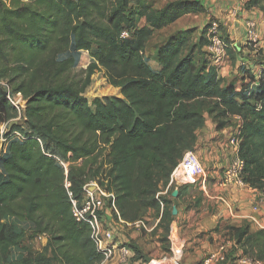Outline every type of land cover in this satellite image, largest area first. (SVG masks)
<instances>
[{"label":"trees","instance_id":"trees-1","mask_svg":"<svg viewBox=\"0 0 264 264\" xmlns=\"http://www.w3.org/2000/svg\"><path fill=\"white\" fill-rule=\"evenodd\" d=\"M248 4L264 13V0ZM204 12L200 0L170 2L161 10L145 0H0V81L27 100L25 125H12L0 156V264L102 263L92 230L76 221L71 200L83 199L92 181L89 163L104 148L110 175L107 185L99 184L114 193L121 220L133 224L152 212L160 220L153 233L162 230V241L168 239L175 219L162 189L184 154L195 152L205 113L217 130L234 129L233 117H241L243 180L264 193V74L239 91L224 84L204 50L209 25L196 41L192 30L161 44L159 73L142 57L153 32ZM142 19L151 30L138 28ZM72 45L92 59L84 81L71 76L74 57L62 58ZM101 70L120 97L88 100L82 94ZM14 118L0 85V125ZM16 132L23 142L12 137ZM55 158L71 163L68 177ZM6 218L31 223V239L46 236L44 251L35 259L4 261L5 247L20 248L28 240ZM228 230L244 255L264 261V229L251 232L245 224Z\"/></svg>","mask_w":264,"mask_h":264},{"label":"crops","instance_id":"crops-1","mask_svg":"<svg viewBox=\"0 0 264 264\" xmlns=\"http://www.w3.org/2000/svg\"><path fill=\"white\" fill-rule=\"evenodd\" d=\"M145 1L153 10H161L166 4L178 0ZM200 1L206 12L185 15L162 30L170 32L171 36L193 30L196 41L201 37L204 29L207 31L210 21L217 20L223 27L222 31L226 35L224 38L228 42L229 50L234 52L232 57L228 56L225 59L220 69H214L218 77L223 79L226 85L234 82L238 91L247 87L251 81L252 84L257 85V81L264 74V13L250 8L248 4L250 0ZM250 20L257 24L260 38L259 43L254 47L249 45L247 40L246 24ZM144 27L151 30L146 20L142 19L138 28ZM146 41L149 42L148 39ZM157 48L153 56L146 55L143 59L153 71L159 73L163 68L157 61ZM257 48L258 50H254ZM144 51L147 53L146 49ZM208 117L209 115L205 113V119L208 120H206L207 128L202 130L206 138L204 152L212 162V167L208 170L207 185L201 187L197 184L193 186L192 183H179L170 187L168 185L162 193L173 203L172 214L175 220L172 225L176 227L185 244V254L181 264H201L209 254L217 251L220 244L230 238L228 228H240L247 224L251 232L264 229V193L250 187L240 189L221 186L223 170L230 163L227 140L228 133L233 128L217 130L216 124ZM195 152L197 155L202 154L201 150ZM204 159L207 161L206 158ZM145 220L148 223L154 221V226H151L152 231L138 230L124 221L121 223L114 220L115 237L112 242L116 248L115 254L111 260L102 264H122L120 248L124 246L142 250L144 252L142 256L146 261L150 258H160L167 253L168 248L164 249L161 242L162 230L153 233L160 220L156 219L152 212ZM43 238L45 239L46 236L41 237ZM45 240L48 241L47 238ZM235 249L236 251L220 264H243L242 259L248 256L244 255L240 246Z\"/></svg>","mask_w":264,"mask_h":264},{"label":"built area","instance_id":"built-area-1","mask_svg":"<svg viewBox=\"0 0 264 264\" xmlns=\"http://www.w3.org/2000/svg\"><path fill=\"white\" fill-rule=\"evenodd\" d=\"M247 40L249 45L256 46L259 43V36L257 32V24L254 21H248L247 24ZM123 39L129 38L128 33H122ZM208 46L206 47L207 57L210 67L213 69H220L225 59L228 57V45L226 44L222 33L220 31V23L217 20H211L206 36ZM256 44V45H255ZM0 85L7 93V99L10 105L14 108L15 118L0 126V143L2 144V152L5 154L8 139L5 138L7 129L12 125H25L27 100L21 93H14L12 88L6 81H0ZM233 120L236 126L230 133H228V155L230 156L229 165L223 170L221 177V186L224 188H240L248 187L243 180V173L245 163L239 157V148L241 143L240 130L242 119L240 116H234ZM9 126H11L9 128ZM14 139L23 142L25 138L19 132L14 133ZM1 152V153H2ZM59 166H61L66 177H68L71 163L55 158ZM209 180L208 170L202 165L199 156L196 152H186L179 161L177 167L173 170L169 187L175 184L196 183L201 187L207 185ZM71 184L66 181V187L69 190ZM84 197L81 201L72 199V212L74 218L78 223L87 224L92 230V239L97 247L99 253L104 256L102 263L108 262L114 257L115 246L113 240L115 237V230L113 228L114 217L118 222H123L119 216V212L115 205L114 193H108L95 181H91L83 188ZM70 198H73L69 192ZM138 230L152 231L148 226L147 221L140 220L131 224ZM169 251L160 258H150L148 261L136 259V254L129 247H121V261L122 264H181L185 254V244L180 238L176 227L171 225L168 235ZM237 247L235 240L226 239L218 246L217 251L209 254L201 264H220L225 262L228 256L233 253ZM243 264H264L255 258H243ZM101 263V264H102Z\"/></svg>","mask_w":264,"mask_h":264},{"label":"rangeland","instance_id":"rangeland-1","mask_svg":"<svg viewBox=\"0 0 264 264\" xmlns=\"http://www.w3.org/2000/svg\"><path fill=\"white\" fill-rule=\"evenodd\" d=\"M222 30H223V27H222ZM170 34L171 33L166 31V30H162L161 32H154L153 35H151L148 38L149 42L147 43V41H145V45L143 48V53H144L143 58H145L146 55L153 56L154 50L157 47H159L161 44H163L171 36ZM222 36H226V35L222 34ZM258 36H259V34H258ZM205 38H206V35H205ZM259 41H260V38H259ZM253 47H254V45H253ZM145 49L147 50V53H145L146 52V51H144ZM254 50H258V48L254 49ZM261 50H260V53H262ZM229 52H232V54L228 55V56L232 57V55H234V52L233 51H229ZM69 56H72L75 59V69L71 75L72 78L76 79L78 81H79V79L84 81V79H85L84 71H86L87 68L92 63V59L90 57V54L87 52L76 51L74 46L72 45L70 50L62 58L65 59ZM230 83H234V82H230ZM119 93H120L119 89L111 86L108 83L107 79L104 76V72L102 70L100 72L95 73L91 77L89 84L84 85V87L82 88V94L88 100H93L95 98H103V97H109V98L119 97L118 96ZM206 106L209 107L208 103H206ZM206 125L207 124L205 123V126L203 127V129L207 128ZM10 127L11 126H9V128ZM202 130H200L198 132V141L196 142L195 150L196 151L197 150L202 151V154H198V155L200 156L199 158H200L202 165L204 166V168L207 171V170L211 169L212 162L209 159V156L206 155V152H204V149H206V145H205V139L206 138H205ZM8 131H10V129H7V132ZM2 149H3V147H2V144L0 143V156H1ZM204 158H206L207 161ZM88 169L90 171L89 175H90V178L92 181H95L98 184L100 183L101 185H103V184L107 185V183L109 182V175H110V161L107 157V149L106 148L100 150L99 153L96 154V156L89 163ZM192 184H193V186H196V183H192ZM166 189H167V187L166 188L163 187L162 193H164ZM162 193H161V195H163ZM4 222L10 226H13L17 232H25V234L28 237L26 244L20 248L5 247L3 249V252H2V256H3L4 261L12 262V261L19 260L22 258L35 259V257L38 254H40L44 251L46 244H47V241L45 239L47 237L45 239L44 238L41 239L42 236H39L37 238L31 239V236L33 235V230H34V226L31 223L24 222V221H18L15 218H6ZM147 224L149 227L154 226V221L149 222V223L147 222ZM228 235H234V234L230 231L228 233ZM163 237L164 236L162 234L161 241H162V239L165 238V237L164 238ZM162 243H163L164 249L169 248V241L167 238L165 241H162ZM134 249L139 254L144 253L142 250H139L136 247Z\"/></svg>","mask_w":264,"mask_h":264},{"label":"water","instance_id":"water-1","mask_svg":"<svg viewBox=\"0 0 264 264\" xmlns=\"http://www.w3.org/2000/svg\"><path fill=\"white\" fill-rule=\"evenodd\" d=\"M149 259H147V261H148Z\"/></svg>","mask_w":264,"mask_h":264}]
</instances>
